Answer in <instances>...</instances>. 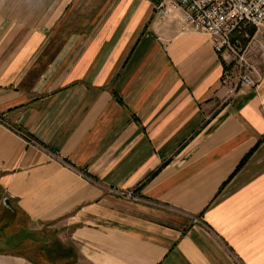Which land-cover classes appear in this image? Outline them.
Wrapping results in <instances>:
<instances>
[{"label": "crops", "instance_id": "1", "mask_svg": "<svg viewBox=\"0 0 264 264\" xmlns=\"http://www.w3.org/2000/svg\"><path fill=\"white\" fill-rule=\"evenodd\" d=\"M161 1L0 0V264H264V29L245 84Z\"/></svg>", "mask_w": 264, "mask_h": 264}, {"label": "built area", "instance_id": "2", "mask_svg": "<svg viewBox=\"0 0 264 264\" xmlns=\"http://www.w3.org/2000/svg\"><path fill=\"white\" fill-rule=\"evenodd\" d=\"M158 8L163 15L177 14L181 31L202 32L210 38L216 52L227 50L236 60L237 80L252 84V67L248 64L245 51H238L231 43L232 35H244L254 28L256 35L264 29V0H162ZM257 53L264 63V39L257 44ZM224 80L229 79L228 74ZM1 122V120H0ZM28 145L38 146L31 137L14 129ZM118 196L132 201L141 198L131 191L111 189Z\"/></svg>", "mask_w": 264, "mask_h": 264}, {"label": "trees", "instance_id": "3", "mask_svg": "<svg viewBox=\"0 0 264 264\" xmlns=\"http://www.w3.org/2000/svg\"><path fill=\"white\" fill-rule=\"evenodd\" d=\"M19 248L20 246L16 249ZM30 249L34 252V264H73L70 249L61 245L58 240L54 239L49 243L37 242Z\"/></svg>", "mask_w": 264, "mask_h": 264}, {"label": "rangeland", "instance_id": "4", "mask_svg": "<svg viewBox=\"0 0 264 264\" xmlns=\"http://www.w3.org/2000/svg\"><path fill=\"white\" fill-rule=\"evenodd\" d=\"M24 264V263H23Z\"/></svg>", "mask_w": 264, "mask_h": 264}]
</instances>
